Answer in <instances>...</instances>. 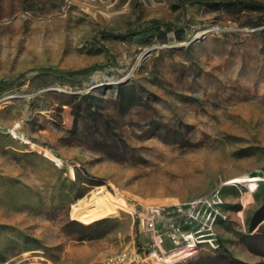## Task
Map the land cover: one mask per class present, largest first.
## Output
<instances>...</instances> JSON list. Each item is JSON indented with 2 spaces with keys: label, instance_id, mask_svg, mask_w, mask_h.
<instances>
[{
  "label": "rangeland",
  "instance_id": "374dc122",
  "mask_svg": "<svg viewBox=\"0 0 264 264\" xmlns=\"http://www.w3.org/2000/svg\"><path fill=\"white\" fill-rule=\"evenodd\" d=\"M254 1L0 0V264H264Z\"/></svg>",
  "mask_w": 264,
  "mask_h": 264
},
{
  "label": "trees",
  "instance_id": "16d2710c",
  "mask_svg": "<svg viewBox=\"0 0 264 264\" xmlns=\"http://www.w3.org/2000/svg\"><path fill=\"white\" fill-rule=\"evenodd\" d=\"M251 6L253 7H261V8H264V4L263 3H259V2H251L250 3ZM44 71H53L51 69H43ZM86 71L85 69L84 70H80V71H76V72H67V73H63V72H58V71H54L58 74H64V75H70V76H73V75H77V74H80L82 72Z\"/></svg>",
  "mask_w": 264,
  "mask_h": 264
},
{
  "label": "built area",
  "instance_id": "2783aa9c",
  "mask_svg": "<svg viewBox=\"0 0 264 264\" xmlns=\"http://www.w3.org/2000/svg\"><path fill=\"white\" fill-rule=\"evenodd\" d=\"M149 225H154V222H153V221H150V222H149ZM161 233H162V232H161L160 229H159V232L156 233L157 237H161V235H162ZM116 259H119V260H120L121 258H116Z\"/></svg>",
  "mask_w": 264,
  "mask_h": 264
}]
</instances>
